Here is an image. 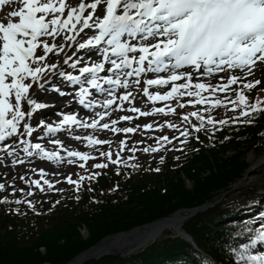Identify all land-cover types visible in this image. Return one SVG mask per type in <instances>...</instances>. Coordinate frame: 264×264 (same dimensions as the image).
Segmentation results:
<instances>
[{"label": "snow or ice", "instance_id": "6c2138e0", "mask_svg": "<svg viewBox=\"0 0 264 264\" xmlns=\"http://www.w3.org/2000/svg\"><path fill=\"white\" fill-rule=\"evenodd\" d=\"M14 4L19 6L0 16V143L16 135L22 121L23 134L31 136L34 129L25 118L30 119L36 110L49 107L45 103L37 102L30 93L33 83H39L41 78L46 79L49 69L53 70L51 74H56L54 70L58 66V63L52 62L47 55L38 57L35 55V50L41 45L45 54L55 56L65 52L64 40L75 43L79 50L99 49L102 44L107 45L102 49V60L93 62L91 66L80 67L79 75L59 72L68 83L80 86L79 103L85 107L90 106L86 104L89 88L85 85L100 91H104L103 85H108L109 95L116 91V87L122 88L125 92L119 99L131 103L135 100V96L129 89L133 85L140 86L141 83L144 85L143 96L152 103L169 100L174 94L180 93V89L194 88L196 91H187L181 95L198 97L195 103L204 105L206 100L200 97V90L207 92L211 89L213 93L217 90L227 92L231 85L238 83L240 77L231 75L223 85L212 86L201 82L193 84V72L203 75L204 72L212 73L214 69L223 70L224 66H227L229 69H240L242 72L247 70L250 75L258 62H264V0H93L91 3L80 2L77 5H71L67 0H0V12L6 5ZM101 8L103 13L100 12ZM91 29H95L96 33L90 38H85L83 41L77 39L85 30ZM66 32L73 34L62 36V33ZM56 37L61 39L55 40ZM138 39L142 43H132ZM71 59V56L65 55L63 63L72 69H77L81 60L78 58L74 63H69ZM106 65L110 67L106 68ZM186 66L192 71L184 73L176 71ZM148 72H168L169 75L166 78H148L141 82V75ZM100 73L105 75L101 76ZM180 80H185L186 83L176 86L175 82ZM260 83L259 80L255 83H244L243 88L253 89ZM168 84L173 86L164 94L159 91L155 93L149 91V86L160 88ZM39 87L43 89L44 85L40 83ZM55 91L61 96L65 95L59 89ZM237 96L244 105L242 116L250 117L256 112H264V107L259 103L249 105L242 92H238ZM114 102V99H108L104 107H110ZM230 103L235 104V101ZM24 104L28 106L27 112L23 110ZM220 104V101H216L212 107H219ZM184 106L182 103L179 104L181 108ZM128 111L139 112L141 116L156 113L168 115L163 107L153 108L151 111H141L139 108L131 107ZM170 111L175 113L176 109L171 108ZM97 115L101 120L104 119V113ZM190 115L200 120V126L192 129L194 132H200L205 118L196 111L191 112ZM122 119L131 118L124 116ZM182 119L187 122L189 116L185 115ZM206 122L213 127L217 123H228L227 120L214 121L210 117ZM40 123L48 128L49 133L59 132L61 127L69 124L97 128L96 121L91 124L82 123L77 116L70 114L64 115L63 125L55 128L49 127L43 121ZM116 123V120L111 121L112 125ZM168 126L176 127L172 124ZM102 127L117 133L135 131L132 127L110 128L109 123H104ZM144 127L151 129L152 125ZM181 135L187 139L189 132L182 131ZM74 138L81 139L80 136ZM84 139L89 145L110 143L91 136ZM162 139L172 143L167 136ZM55 142L60 143L59 140ZM19 143L26 145L23 151L29 157L33 155L31 150H37L41 159L61 160L56 152L45 151L39 143H30L22 139ZM121 144L123 150L124 142L122 141ZM9 147L5 146L3 150L8 155H13ZM159 150V147L151 148L153 153ZM144 151L148 152L149 149L145 148ZM101 155H107L112 161L111 152ZM67 156L76 157L80 161L90 159L89 155L73 150H69ZM112 163L118 164L119 160ZM80 167L84 165L80 164ZM94 167L103 169L107 164H96ZM40 175H45L43 170ZM80 179L83 180L84 177ZM67 182L75 183L79 188V183L73 181L71 177H67ZM32 183L40 187L38 181ZM44 183L49 188L53 187L47 180ZM3 190L4 185L0 184V191ZM0 203H7V200ZM15 203L20 204L22 201L17 200ZM28 203L31 207V202ZM261 221L264 222V215L261 216ZM257 239L264 241V230L258 232ZM252 243L254 245L255 241ZM239 260L247 261L248 264H264V254L252 255L245 246L239 251Z\"/></svg>", "mask_w": 264, "mask_h": 264}, {"label": "trees", "instance_id": "16d2710c", "mask_svg": "<svg viewBox=\"0 0 264 264\" xmlns=\"http://www.w3.org/2000/svg\"><path fill=\"white\" fill-rule=\"evenodd\" d=\"M258 80L260 84L248 89L246 101L264 107V63ZM234 98L233 92L217 98L219 107L204 106L199 115L205 123L198 133L179 123L177 127L189 136L170 139L172 143L159 148L158 157L140 152L137 159L109 165L112 168L77 167L71 179L79 188L63 178L56 191L46 186V193L37 191L40 197H28L18 188L11 191L9 182H1L5 175H0L4 185L0 201L7 200L0 203V264H68L110 234L221 198L219 204L182 224L199 250L181 237L170 238L174 233L168 230L133 255L108 256L88 264H211L209 257L217 264H248L239 260L240 249L247 246L250 254L258 255L264 248V241L257 239L264 230V183L223 194L249 167L251 143L264 137V112L242 116L244 105L230 103ZM184 105L182 110L190 109ZM209 117L228 123L213 127L206 122Z\"/></svg>", "mask_w": 264, "mask_h": 264}, {"label": "rangeland", "instance_id": "374dc122", "mask_svg": "<svg viewBox=\"0 0 264 264\" xmlns=\"http://www.w3.org/2000/svg\"><path fill=\"white\" fill-rule=\"evenodd\" d=\"M18 6L19 5H16V4H14L12 6H7L6 14L9 11L13 10L14 8H17ZM62 34H64V33H62ZM59 38L61 39V37H59ZM44 39H48V38H44ZM98 53H99V50H98ZM48 58L51 59L52 62H54V63L61 59L59 56H55L53 54L48 55ZM261 63H264V62H258L257 66L251 72L250 75L247 73V70L242 72L240 69H228L227 71H225L221 75L212 76L207 82L211 83L212 86L223 85V84L227 83V78L229 76L236 75V76L240 77L239 82L242 85L244 83H248V82L255 83V81L258 80V74H259L258 71L260 69L259 65ZM48 71H50V69ZM61 78L62 77L59 76L60 81H61ZM44 80H45V78H41V81H39V83H33L32 88L38 87L39 84L42 83ZM66 84H68V83H66ZM52 87L53 86H48L47 89H40V90L30 89V93L34 96V98H37V100L41 103L46 100L45 97L50 98V96H51L53 100H57L58 106L64 104L65 100H60L58 98V95H56L55 92L52 90ZM163 90H168V89H161V91H163ZM69 93H71V91H69ZM52 104H54V102H52ZM145 105L149 108L151 107L148 104H145ZM56 110H57L56 108H50V109L40 113L39 117L37 118L38 121L35 124L33 122L29 123V125L31 127H33L34 131H33L31 136L26 135L24 137L25 141L30 142V143L40 142L44 146L50 145L51 140L58 137V136L53 135V134H47L46 128H42L41 130H38V128L40 127L41 121L45 122L47 120L48 122H45L46 125H50L51 123L56 122L57 119H54ZM175 112H177V114L175 115L176 117L171 116V117H173V120L171 118H164V117L155 116V117H150L148 119V121H151L152 123H157L159 126H162L163 124L166 125L169 122L171 123V122H174L178 119V111L176 110ZM144 121H146V120H143V122ZM124 126H126V124H124ZM169 131H171L170 127L166 128V130L162 131V132L156 131V132L144 133V134L139 133L135 136V139H136V141H143L146 144L147 142L150 141V139L156 140V137H159V136H161L162 133H166ZM98 133H100V132H98ZM106 134H109L110 135L109 139H111L112 142H116L118 144V147H119L118 149L115 150L114 156H112L114 158V160H116V154L117 153H122V150H121L122 149V144H121L122 141L124 142L123 149L125 146H130V145L132 146V136H127L125 133L115 135L113 133L107 132ZM70 143L73 145L79 144L78 142H72V141ZM136 146H138V144H136ZM152 146H151L152 148L159 147L155 144V142ZM138 148H139V146H138ZM106 149H108V147H104V148L99 149V154L106 153ZM139 149L141 152L147 153L144 151L143 147L139 148ZM250 150L251 151L249 152V155L246 158V162L248 164H250L249 162H250L251 158H253V160L255 162L262 159L264 157V137L258 138L255 141H252ZM52 152H56L59 155V152H62V147H52ZM148 152H151V149H149ZM168 152L170 153L169 150L167 151V154L170 155ZM159 154H160V150L158 152L152 153V155L154 157H158ZM21 155L24 156V158L22 159L23 162H22L21 167H18V168L14 167V166L9 167L5 164L0 166V172L5 173L9 177V180L17 186L26 185L23 182H25L28 175H33L34 177H41L42 175H40V171H39V173L36 172L39 169H46V177L51 179V180H58L59 178H61L63 176H64V178L67 179V177H71V173H74L72 171L73 165L68 162V159H64V157L61 158L62 162H56V161L53 162V161H48L47 159H41L40 155L36 156L33 159H27L26 155L24 153H22ZM144 158L146 159V157H144ZM102 161H104V160H97L96 162H97V164H101ZM74 162H76V161H74ZM247 169H248V167L246 168L244 174L242 175V177H241L242 179H243ZM21 177H24V180L21 179ZM2 178H4V176ZM263 183L264 182L260 183L258 180L257 183H255L253 186L258 185V187H260L263 185ZM38 197H40V195ZM82 233L85 235V237H87L86 231L83 230Z\"/></svg>", "mask_w": 264, "mask_h": 264}, {"label": "water", "instance_id": "95a60500", "mask_svg": "<svg viewBox=\"0 0 264 264\" xmlns=\"http://www.w3.org/2000/svg\"><path fill=\"white\" fill-rule=\"evenodd\" d=\"M251 159H253V158H251ZM257 162H259V160ZM247 171H248V169H247ZM247 171H246V173H247ZM246 173H245V175H246ZM245 175H244L243 179L241 178L237 183H235L233 185V187L231 188V190L225 192L223 194V196H225L227 193L232 192V191L238 192L240 190H244V189L252 187L255 183L254 184H252V183L248 184V181L245 180ZM258 180L260 183L264 182V174H262L261 176H258ZM252 181H254V180H252ZM188 186L190 188L192 187L190 183ZM221 201H222V199H216L214 201L205 203V204L198 206L196 208L178 210V211L170 214L167 217L156 219L150 223L134 227L128 231H122V232H118L115 234H110V235L104 237L103 239H101L94 246H91L87 250L81 252L74 259H72L68 264H88L90 261H97V260H100V259H102L104 257H108V256H126V257L130 256V255L144 249L145 247L151 245L152 243H154L161 236L162 232L167 228H171L173 233H174L172 236H170V238L181 237V238L185 239L187 242H189L195 249L199 250V248L196 245L195 241L193 240L192 236L190 234H188L182 228V224L185 221H187L188 219L197 215L198 213L204 212V211L208 210L209 208L219 204ZM184 212H186L187 215H184L183 214ZM230 221L231 220H225V221H223V223H228ZM158 225H160V226L164 225V227L161 228L157 232V234L154 235L155 237L153 236L154 238L151 237L150 239L147 240V242H145L142 245H137V246L135 245V247L132 248L130 251H124L125 248H123L122 250L116 251V252H114V250L108 251V252L102 251L103 248L108 244H117V243H123L126 241L134 240V238L136 239V238L140 237L145 231H148L151 228L158 226ZM210 260L213 262L212 258H210ZM46 264H49V263H46Z\"/></svg>", "mask_w": 264, "mask_h": 264}, {"label": "bare ground", "instance_id": "6f19581e", "mask_svg": "<svg viewBox=\"0 0 264 264\" xmlns=\"http://www.w3.org/2000/svg\"><path fill=\"white\" fill-rule=\"evenodd\" d=\"M83 1H86L87 3H91L93 2V0H67V2L71 5H77L78 3L80 2H83ZM6 11H7V5L4 7V10L2 12H0V16H4L6 15ZM90 11V10H89ZM100 12L103 13V8L100 9ZM67 15V12L65 13V16ZM87 15V13L85 14ZM82 34V33H81ZM94 33H91V35H93ZM98 34V33H97ZM64 35H67L66 33L65 34H62V36ZM69 35V34H68ZM86 35V32L82 35V37H84ZM81 36V35H80ZM57 39L59 40L60 38L57 37ZM79 39V38H78ZM125 39H128V38H125ZM83 41V40H81ZM64 44H65V52H68L69 55L73 54L76 56V58H78L79 56H82L80 57L79 59H81L82 61H84L87 57H86V51H82V50H79L77 46H71L69 49H67V40H64L63 41ZM70 45L71 42H68ZM93 51H95L96 49H91ZM75 58V59H76ZM59 65V64H58ZM66 67L63 66V65H60V66H57V68L55 69L56 70H62V69H65ZM58 76H59V73H56L55 75L51 76L50 77V80L51 82L52 81H57L58 80ZM264 157L259 160V162H255L253 159L250 160V164H249V167H248V171L245 175V180L248 181V184H254L258 181V176H261L262 174H264ZM254 180V181H252ZM184 215H187L185 213H183ZM177 218V217H176ZM163 226H155L153 228H151L150 230L148 231H145L140 237L138 238H134V240H130V241H126V242H123V243H117V244H108L106 245L104 248H103V252H108V251H112L114 250V252L116 251H119V250H122L123 248L124 251H130L132 248L135 247V245H142L144 244L145 242H147L148 239H150L151 237H153L155 234H157V232L163 228ZM168 230H172L171 228H167L165 229L161 236L167 232ZM155 237V236H154ZM153 237V238H154ZM159 237V238H160ZM158 238V239H159ZM139 250V249H138ZM137 250V251H138ZM136 252V251H135Z\"/></svg>", "mask_w": 264, "mask_h": 264}]
</instances>
